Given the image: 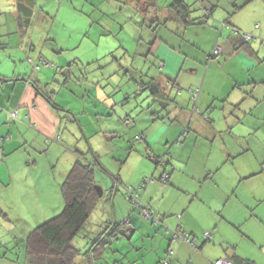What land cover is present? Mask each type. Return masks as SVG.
Masks as SVG:
<instances>
[{
	"label": "crops",
	"instance_id": "0c3cea01",
	"mask_svg": "<svg viewBox=\"0 0 264 264\" xmlns=\"http://www.w3.org/2000/svg\"><path fill=\"white\" fill-rule=\"evenodd\" d=\"M198 1L195 0V5ZM9 2L11 7L9 12L15 15L19 30L25 36L28 27L36 19L35 0ZM222 2L224 0H219L218 4L212 7L214 8L212 15L208 14L210 17L205 13L193 14L191 17L198 18L197 23L189 27L173 16L172 11L163 10L160 13V23L168 22L167 19L171 17L175 19L178 31L182 30L181 37L175 38L179 46L176 45L177 53L171 54V65L174 59H179L182 54L190 56L185 51L186 44L198 48L199 52L194 50L192 59L196 61L201 59V62L203 59L208 61L209 53L213 54L216 47L220 48V58L212 59L210 64V69H215L213 81L216 89L206 93L204 84L210 72L200 73V70L194 69L190 75L185 76V81L178 84L177 88L171 86L170 93L163 89L170 98L175 92L181 97V104L178 103L177 96L174 98L175 104L169 106L171 102L167 104L168 102L152 95L150 109L138 111L139 106L136 103L133 111L128 112L122 108L121 101L109 99L111 111L106 117L114 119L123 129L119 127L120 131L113 130L112 134L116 135L113 139L119 138L124 142L133 134L135 142L143 143L129 146L126 155L118 156L122 164L124 160L129 162V159L133 158L135 165L130 166L133 173L130 171L127 175H121L123 165H120L118 180L124 188L133 191L136 189L138 204L133 202V205L150 208L151 212L159 217L160 225H154L152 218L147 221L141 218L139 212L142 213L143 210L136 211L126 200V194H121L118 188L115 189L116 186L106 202L102 199L105 196L104 191L96 182L95 189L101 197L99 206L105 203V206L111 208L113 224L129 222L130 225L127 223L128 228L124 230L130 237L123 238L125 241H133V253H137L134 257H137V260L141 259L142 262L148 249L152 255L149 259L150 264H159L165 260L169 261V264H214L222 259H229L233 263L235 257L254 264H264V241L259 239L260 236L264 239V0H232L227 1L225 5ZM220 7L228 9L226 10L228 18L223 22L227 27L224 29L221 27L223 23L215 25V21L212 20L213 13H217L216 10ZM144 21L146 20H143V24ZM145 26L149 28L148 25ZM234 29L242 34L251 35L253 39L245 40L242 34H235ZM209 46L210 49L206 50L205 48ZM27 47L28 43L25 48ZM31 47L35 48L33 45ZM65 48L70 49L68 46ZM59 50L61 54L58 57L52 51L51 53L55 57V62L60 59L62 64L65 49ZM144 51L143 48L142 55ZM149 55L150 53L146 54V59ZM78 57H74V60ZM41 58L46 59L40 54L36 59L29 61L34 65L40 62ZM97 59L95 62L100 58ZM164 60L162 67L166 68L169 60L167 57ZM21 70L18 73L14 71L12 74H2L3 83L7 85L0 87V94L6 93L4 98L2 97L7 101L6 106L14 110L20 109L18 117L24 120L15 125V137L11 136L12 140L16 138L27 142L25 131H31L43 138H60L64 119L61 111L64 108L58 105H56L58 108H54L35 89L34 84L42 93L48 94L44 91L45 82L41 79L40 68L37 80L27 75L26 66L24 71ZM193 73L197 79L191 82ZM199 75H202L204 82L199 80ZM69 77L70 75H67L66 79L70 80ZM166 78L170 81L173 79L171 74L166 75ZM148 82L149 78L141 84ZM85 86L92 93L100 92L103 102H108L105 96L109 93L104 89L102 91L98 88L93 89L88 83ZM187 86L190 102H187L184 98L186 94L182 92ZM197 91L199 93L197 103L190 104L193 102L191 95ZM15 93L18 95L12 104L11 99ZM127 99L131 101L130 96ZM194 107H197L198 111H194L196 109ZM132 113L136 115L135 119L130 116ZM72 114H75L74 110ZM128 118L131 125L127 127L124 122ZM156 134L160 136L157 137ZM106 135L104 133L103 137ZM101 141L104 142L102 139ZM6 149L7 146L3 152ZM91 149L93 157H98L100 162L101 153L99 154L96 147ZM117 150L118 146L112 150V155ZM78 158L79 156H76L70 164ZM85 159V162L91 161L87 157ZM105 167L110 171L108 165ZM164 176H167L168 183L159 180ZM149 178L157 181L146 186L142 192H138L144 180ZM178 215L181 216V220L177 219ZM180 225L195 243L196 248L183 241L174 240L173 231ZM101 230L102 228L96 234L99 235ZM206 233L210 234L209 240L205 238ZM105 250L106 246L99 251L100 255H103ZM139 251L141 252L138 255Z\"/></svg>",
	"mask_w": 264,
	"mask_h": 264
},
{
	"label": "rangeland",
	"instance_id": "374dc122",
	"mask_svg": "<svg viewBox=\"0 0 264 264\" xmlns=\"http://www.w3.org/2000/svg\"><path fill=\"white\" fill-rule=\"evenodd\" d=\"M159 1L165 7L166 0ZM185 1L194 6H192L196 10L194 15L204 14L206 9L219 2L199 0L195 5V0ZM227 1L232 0H224L222 4L225 5ZM139 2L140 0H35L36 19L34 18L33 24L23 36L15 15L9 12L11 8L9 0H0V87L7 85L3 83L2 74H12L14 71L18 73L20 69L24 71L25 66L28 68L27 75L33 76V80L39 79L37 77L40 72L34 69L29 59H36L42 54L54 65L40 67L41 79L45 82L44 91L54 92V103L64 108L61 111L64 119L60 138H43L31 131H25L27 142L16 138L12 140L11 136L15 137V125L24 120L18 117L20 109L14 110L6 106L7 101L2 99L6 93L0 94V264H25L28 236L37 227L62 212L64 203L61 186L74 164L70 162L79 154H83L84 158L87 157L92 162L94 154L91 147H96L99 154L101 153L102 168H96L94 177L97 186L104 191L103 202L112 196L115 186V189L118 188L121 194L125 193L128 199L127 190L124 191L127 188L118 180L120 165H123L121 175H127L130 171L133 173L130 166L135 165L133 158L132 160L130 158L129 162L124 160L122 164L118 156L126 155L129 146L143 143L135 142L133 134L124 142L119 138L113 139L116 135L112 133L116 129L120 131L121 126L115 123L114 119L106 117L111 111L109 99L121 101L122 108L128 112L133 111L136 103L139 106L138 111L146 109L150 105L152 95L149 90L139 93L138 86L142 81H148L151 77L162 87V91L164 89L170 93V87L176 84L177 88L178 84L185 81V76L190 75L194 69L200 70V73L210 72L204 84L206 93L216 89L213 81L215 69H210L212 60L203 59L202 62L201 59L193 60L194 50L199 52L195 45H184L190 56L182 54L179 59H174L171 65V54L178 51L175 38L181 37L182 30L178 31L175 19L171 17L167 19L166 26L150 27L148 23L152 20L150 15L143 24L146 14L140 10ZM226 10L228 9L220 7L216 10L217 13H213L212 20L215 21V25H221L224 20L226 21L228 18ZM156 15L160 16V13L156 12ZM32 45L35 48L31 47ZM67 46L70 49L65 48ZM62 48L65 49L62 64L60 59H57L56 63L52 53L58 57L61 54L59 49ZM143 48L145 51L142 55ZM205 49L209 50L210 46ZM149 53L146 59V54ZM76 56L79 57L74 60ZM166 57L169 63L165 68L162 66ZM97 58L100 59L95 62ZM169 74L173 78L172 81L166 78ZM67 75H70V80L66 79ZM191 78V82L197 79L194 73ZM199 80L204 82L202 75H199ZM100 81L101 83H98ZM86 83L93 89L98 88L100 91L104 89L109 93L105 96L108 102H103L100 92H90L85 86ZM188 88V86L183 88L185 91L182 92L186 94L184 98L187 102H190L186 90ZM127 92L130 94H125ZM17 95L15 93L12 96V104ZM128 96L131 101L127 99ZM176 96L174 92L170 98L174 101L169 106L175 104ZM177 99L181 104V97L177 96ZM73 110L77 114L76 117L72 114ZM11 112L15 115L11 116ZM130 116L136 118L133 113ZM104 133L107 134L105 138ZM156 136L159 137L160 134ZM6 146L7 149L3 152ZM116 146L119 150L114 157L112 150ZM145 156L143 155L144 158ZM127 157L128 155L125 159ZM104 164L108 165L110 171ZM111 216L112 210L105 206V203L92 214L74 240L75 246L83 249V255L78 258L77 264H90L92 259L90 256L95 254V250H91V245L86 247L85 243L98 238L96 233H99L101 228V231L105 232L112 221ZM259 239L264 241L261 236ZM111 241L110 245H105L103 255L91 264H150L149 259L152 255L148 249L142 262L141 259L137 260V257H134L137 253H133V241H125L120 236L112 237ZM258 252L261 253V250Z\"/></svg>",
	"mask_w": 264,
	"mask_h": 264
},
{
	"label": "trees",
	"instance_id": "16d2710c",
	"mask_svg": "<svg viewBox=\"0 0 264 264\" xmlns=\"http://www.w3.org/2000/svg\"><path fill=\"white\" fill-rule=\"evenodd\" d=\"M200 1L202 2L203 0ZM164 3L167 4L165 7L162 6V2L160 3L159 0H140L139 8L143 12V14H146L145 15L146 22H147V17L149 15L152 17V20L148 21L151 27L152 26L155 27L156 25H166L167 22L160 23V16L156 15V12L162 13L163 10H168V12L172 11L173 16H176L178 19H180L186 27L196 25L198 18L194 19L193 17H191L193 16V13L196 12V10L192 9L191 5L186 4L184 0H172V2L166 0L164 1ZM213 9L214 8L210 7L209 9L205 10V14L207 17H210L212 15ZM221 27L222 29H224L227 27V24L223 23ZM237 31L238 34H242L239 30ZM218 58H220V55L219 57H216L214 54H209V59L211 60L212 59L218 60ZM43 65L48 67H54V65L50 64L48 60L41 58L40 62L34 64V69H38ZM150 80L154 81L151 77H149L148 83L139 85V90H138L139 93L140 91L142 92L145 90H149L151 92V95H156L164 102L165 101L166 103L168 102L167 104L174 101L173 99H170V97H168V95L165 94V92L162 91L161 86H159L155 81H154L155 83L153 84ZM34 85L37 92H39L50 105H52L54 108H58V106H56V104L53 102L52 99L53 93H48V94L42 93L38 89V86L36 84ZM173 87L176 86L173 85ZM191 96H192L191 100L193 101L192 104L193 103L196 104L198 100L197 99L198 96L196 99L193 98V95ZM150 108L151 106L148 105V109ZM194 108H196L194 111H198L197 107ZM127 122L129 123L127 124ZM124 123L125 125L128 126L131 125V121L129 118L125 120ZM85 160L86 159L83 157V154H79V158L74 162L70 172L68 173L64 181V184L61 186V195L64 203V208L62 212L58 216L50 219L49 221L37 227L28 236L26 241L27 253L25 256L26 257L25 264H77L78 258L83 255L82 253L83 249L76 247L74 244V240L83 230L87 222L90 220L92 214L98 208L99 203L101 202V197H99L98 192L95 189L96 185H95L94 175L97 167L102 168L98 160V157H95L92 162H88V161L85 162ZM146 180H148V184L145 183ZM159 180L162 181L163 183H168L167 182L168 180L164 182L162 180V177ZM155 181L157 180L154 178L145 179L143 182L144 189L146 186H148L151 183H154ZM139 188H138V192H140ZM127 200L129 203L133 205L134 201H131L129 199ZM133 207L136 211L140 209L141 210L145 209L143 207L142 209L141 206L133 205ZM146 210H148V212L150 213V217L146 219L142 214L143 211L142 213L141 211L140 212L138 211L141 218H143L146 221L151 220L152 218L154 219L153 221L154 225L157 226L160 225L161 221L159 217L153 214L150 208L147 207ZM177 219L181 220V216L178 215ZM110 223H109V227L105 229V232H101L98 235L99 240L98 239H96V241L89 240L87 243H85V245L87 244L86 247H89L91 245L92 247L91 250L92 249L95 250V254L93 253L90 256L92 257V259L89 258L91 262L96 260V258L102 256V254L100 255L98 249L100 248L101 250L105 247V245L108 244L110 245L111 244L110 238L112 237L118 238L119 236L126 238L130 237V234H128L126 230H124L125 228H128L127 225L129 224V222H127L128 224L127 223L110 224ZM176 231H179L180 234H183V238L179 239V241H183L184 243L189 244L192 247L196 248L195 243L187 236V234H185V232L181 228V225L176 229ZM174 232L175 231H173V233ZM206 234H208L209 238H206V236L205 238L209 240L210 234L209 233ZM184 238L188 239L189 242L185 241ZM222 261L224 262L227 261L230 264H235V263L254 264L250 261L240 259L239 257L238 258L235 257L233 263L229 259H222ZM159 264H162V262H160Z\"/></svg>",
	"mask_w": 264,
	"mask_h": 264
},
{
	"label": "built area",
	"instance_id": "2783aa9c",
	"mask_svg": "<svg viewBox=\"0 0 264 264\" xmlns=\"http://www.w3.org/2000/svg\"><path fill=\"white\" fill-rule=\"evenodd\" d=\"M234 33H235V34H238L237 29L234 30ZM242 37L245 38V40H250V39H251V35H248V34H242ZM220 53H221V50H220L219 47H216V48L214 49V51H213V54H214L216 57H219ZM192 95H193V98L196 99L197 96H198V93H197V92H193ZM10 115H11V116H14L15 114H14L13 112H11ZM128 123H129V122H127V124H128ZM166 179H167V176H164V177L162 178V180H163L164 182H166ZM145 183L148 184V180H146ZM146 184H145V185H146ZM143 189H144V183H143V185L139 188V191L142 192ZM136 193H137V192L131 190L130 188L127 189V196H128V199L131 200V201H134L136 204H138V202H136V195H137ZM143 215H144L145 217H149V216H150V213L148 212V210L144 209V210H143ZM174 236H175L174 240H179V239H182V238H183V234H180L179 231H175V232H174ZM205 236H206V238H209L208 234H206ZM184 239H185V241L189 242L188 239H186V238H184ZM162 264H169V261L165 260V261L162 262ZM215 264H230V263L227 262V261L224 262V261L220 260V261H217Z\"/></svg>",
	"mask_w": 264,
	"mask_h": 264
},
{
	"label": "water",
	"instance_id": "95a60500",
	"mask_svg": "<svg viewBox=\"0 0 264 264\" xmlns=\"http://www.w3.org/2000/svg\"><path fill=\"white\" fill-rule=\"evenodd\" d=\"M97 190H99V189H97Z\"/></svg>",
	"mask_w": 264,
	"mask_h": 264
}]
</instances>
